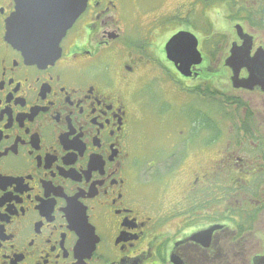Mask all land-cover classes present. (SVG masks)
Listing matches in <instances>:
<instances>
[{
  "label": "flooded vegetation",
  "instance_id": "1",
  "mask_svg": "<svg viewBox=\"0 0 264 264\" xmlns=\"http://www.w3.org/2000/svg\"><path fill=\"white\" fill-rule=\"evenodd\" d=\"M16 6L0 0V264H261L264 0H87L47 64L7 41Z\"/></svg>",
  "mask_w": 264,
  "mask_h": 264
},
{
  "label": "water",
  "instance_id": "2",
  "mask_svg": "<svg viewBox=\"0 0 264 264\" xmlns=\"http://www.w3.org/2000/svg\"><path fill=\"white\" fill-rule=\"evenodd\" d=\"M60 2V1H59ZM54 8L44 7L41 11L30 8L34 0H17L15 12L6 21V39L15 48L20 50L27 61L34 64H47L55 60L59 55V43L65 36L67 30L72 26L76 18L83 12L87 0H69ZM39 4L41 2L39 1ZM40 16L37 18L36 16ZM38 23V24H36ZM36 24V25H35ZM183 35L173 37L167 44L168 52L171 47ZM240 49L232 48L231 57L227 64L232 67L236 74L235 54ZM182 68H186L184 59L177 60ZM242 66H246L250 71L249 81H253L260 72L250 61L244 60ZM260 76V75H259ZM264 264V257L260 259Z\"/></svg>",
  "mask_w": 264,
  "mask_h": 264
},
{
  "label": "rangeland",
  "instance_id": "3",
  "mask_svg": "<svg viewBox=\"0 0 264 264\" xmlns=\"http://www.w3.org/2000/svg\"><path fill=\"white\" fill-rule=\"evenodd\" d=\"M199 98L198 97H195V102H197ZM139 137V133H137V138Z\"/></svg>",
  "mask_w": 264,
  "mask_h": 264
}]
</instances>
